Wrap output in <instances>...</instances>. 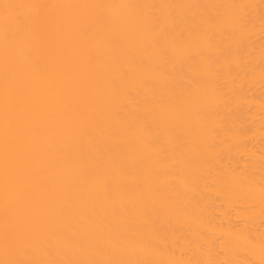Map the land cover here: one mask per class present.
Segmentation results:
<instances>
[{"label": "bare ground", "instance_id": "obj_1", "mask_svg": "<svg viewBox=\"0 0 264 264\" xmlns=\"http://www.w3.org/2000/svg\"><path fill=\"white\" fill-rule=\"evenodd\" d=\"M0 264H264V0H0Z\"/></svg>", "mask_w": 264, "mask_h": 264}]
</instances>
